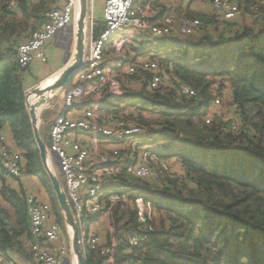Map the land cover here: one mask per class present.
I'll return each mask as SVG.
<instances>
[{
	"label": "trees",
	"instance_id": "1",
	"mask_svg": "<svg viewBox=\"0 0 264 264\" xmlns=\"http://www.w3.org/2000/svg\"><path fill=\"white\" fill-rule=\"evenodd\" d=\"M193 1L145 3L159 8L158 17L168 13V3L177 15L199 19L203 27L198 35L152 41L137 37L130 45L137 56L158 61L169 76L167 85L152 90L147 74L141 84L124 75L118 79L119 92L96 103L109 114L130 110L141 133L127 142L128 153L147 147L159 164L172 158L182 170L168 172L150 163L157 174L150 180L122 172L109 190L120 202H103L109 211L104 247L113 252L103 256L85 248L84 264H264V0H229L240 11L229 21L190 9ZM54 4L0 0V136L7 128L21 173L39 178L64 229L34 142L25 107V70L15 54ZM104 28L95 29L94 38ZM181 85L195 94H182ZM226 93V117L206 123L213 100ZM233 115L237 131L232 130ZM155 135L171 142L149 147L147 141ZM1 174L0 165V251L31 259L26 196L4 183ZM137 197L150 205L145 228L130 209ZM129 236L138 239L137 246Z\"/></svg>",
	"mask_w": 264,
	"mask_h": 264
},
{
	"label": "built area",
	"instance_id": "2",
	"mask_svg": "<svg viewBox=\"0 0 264 264\" xmlns=\"http://www.w3.org/2000/svg\"><path fill=\"white\" fill-rule=\"evenodd\" d=\"M55 3L57 5L45 13L42 26L15 50L17 62L24 70L35 59L46 62L42 50L59 30L69 26L74 27V31L76 29L79 0H55ZM88 5L89 9V0ZM155 8L143 0H107L103 9L105 28L98 38H94L93 34L94 19L87 13L83 64L67 87L60 89L62 104L51 122L46 148L57 162L63 179V191L78 226L83 251L85 248L99 250L103 256L113 252V248L104 247L101 243L93 225L103 218L108 223L109 211L104 207V199L107 198L110 204L120 202L119 196L114 191H109L115 186L117 177L122 172L142 180L157 177L150 166L157 158L147 147L139 148L136 155L128 153L127 142L141 133L134 118L128 116L130 110L118 115L109 114L100 110L96 104L103 96L119 92L121 83L118 79L124 75L135 78L147 74V85L152 90L168 83L169 76L156 59L128 58L124 50L129 43L123 35L134 30L138 37L151 41L171 37L189 38L198 35L203 27L199 19L172 12L158 17L159 11ZM205 11L217 15L221 21L233 20L240 12L238 5L229 0H213ZM56 75L26 88L25 96H28V101H32V96L28 94L33 89ZM180 88L182 94H195L184 85ZM51 97L53 95L49 96ZM219 104L220 99L215 98L206 123L214 116L226 117L225 112L213 111ZM77 110L79 117L68 116ZM19 163L18 152L13 146L7 145L6 138L1 135V176L20 178L22 173ZM162 163L163 161L160 166ZM25 198L31 234L30 264H62L69 257V239L55 220L51 203L39 200L32 193H28ZM130 209L135 212L140 228H145L150 216L149 203L137 197ZM128 241L132 246L139 243L132 236L128 237ZM43 242L55 245V249L49 250ZM0 264L21 263L0 251Z\"/></svg>",
	"mask_w": 264,
	"mask_h": 264
},
{
	"label": "crops",
	"instance_id": "3",
	"mask_svg": "<svg viewBox=\"0 0 264 264\" xmlns=\"http://www.w3.org/2000/svg\"><path fill=\"white\" fill-rule=\"evenodd\" d=\"M106 1L107 0H89L90 8L88 9V14H89V16L93 17V19H94L93 34L95 32V29H99L102 26H104L103 9H104ZM143 1H145V0H143ZM187 1L188 0H186V4H187ZM184 3H185V1H184ZM56 5L57 4L55 3L54 6H56ZM164 5H165V8L168 10V12H170L171 8L174 7V6H170L168 3H164ZM88 7H89V5H88ZM175 9H176L175 7H174V9H172V12L174 14H176ZM190 9H192L194 11H199L197 8H194V6H190ZM155 10L158 12L159 8L156 7ZM137 37L138 36H135V35H129V37L127 38V41L129 43L127 48H130V50L132 51V52H130V54L128 51V54H127L128 58H130V59H148L149 57L137 56L136 52L134 51L135 48L134 47L132 48L130 46V45H132L133 40H135ZM75 42H76V36H75L74 27L69 26V27H66V28L59 30L55 34L53 39L42 50L45 57H46V62L42 63L39 60L35 59L28 66V68L25 70V73H24L25 89L30 87V86H34V85L38 84L39 82H42L43 80L47 79L48 77L53 76V75L61 72L62 70H64V68L69 66L71 64L72 57H73V54L75 51ZM136 49H138V48H136ZM47 105H48V103H47ZM47 105H46V107L38 108V110H37L38 115L48 107ZM78 111L79 110L69 114L68 116L71 118L79 117L80 114L78 113ZM50 125H51V123H50ZM49 128L50 127H48V133H49ZM2 135L6 138L7 145L13 146V144L10 140L7 128L3 131ZM40 136H41L42 140L44 138V140H43L45 142L44 144L47 145L48 134H45L44 137L42 134H40ZM53 167H57L56 160H55ZM1 180L4 183H6L8 186H10L11 188H13L17 191L23 190L25 196L28 193H32L39 200L44 201V202H46V201L50 202V197H49L48 193L46 192V190L41 185L39 178L34 176V175H28V174L23 173L20 176V178H18V179H13V178H10L7 176H2ZM93 229L96 231V234H98V236L100 237L101 243L104 244L105 243V241H104L105 234L108 230V223H107L106 219L103 218L101 220H98L97 222H94ZM64 231H65L66 235L68 236V232H67V229L65 226H64ZM43 243H44L43 245L46 246L49 250L53 251L55 249V245L46 244V242H43ZM69 250H70L69 257L62 264H75L74 255L72 253L70 240H69ZM9 256L21 264H30L31 263L30 258L29 259L24 258L23 256H20L19 254H16V253H9Z\"/></svg>",
	"mask_w": 264,
	"mask_h": 264
},
{
	"label": "water",
	"instance_id": "4",
	"mask_svg": "<svg viewBox=\"0 0 264 264\" xmlns=\"http://www.w3.org/2000/svg\"><path fill=\"white\" fill-rule=\"evenodd\" d=\"M87 13L88 0H79V8L75 23V51L72 57L71 64L64 68V70H62L61 72L57 73V75L54 76L51 80L46 81L33 89L30 94H28L32 96V101L29 102L28 96H25V107L32 127L34 142L39 153L41 166L51 184L64 226L67 229L75 264H84V252L80 243L79 229L73 218L72 210L70 208L66 195L61 189L56 176L50 169L48 151L38 129L37 108L47 103L50 99V95H54L58 90L64 88L72 80L75 73L81 68L83 64Z\"/></svg>",
	"mask_w": 264,
	"mask_h": 264
},
{
	"label": "rangeland",
	"instance_id": "5",
	"mask_svg": "<svg viewBox=\"0 0 264 264\" xmlns=\"http://www.w3.org/2000/svg\"><path fill=\"white\" fill-rule=\"evenodd\" d=\"M209 3H206V2H203L200 0H195L192 2L191 6H194V8H197L199 10V12H206L205 11L206 6H208ZM244 24L247 26H250L249 22H245L242 25H244ZM129 35L138 36V34L134 30H132L130 32H126L123 35L124 39L126 40L129 37ZM124 51L127 52V54H128V51H129V54H130V52H132L130 50V48H125ZM131 80L134 81L135 83H139V84L147 81L145 79L144 75H139L138 77L132 78ZM132 88H134V87H132ZM61 92H62V90H59L58 93H56V95H53V97H51L48 100V105H47L48 107L38 115V129H39V133L42 134L43 137L45 136V134H48V127H50V123H51L54 115L56 114L58 107L61 106V104H62L61 103ZM226 95H227V93L224 94V98L220 100L219 106L214 108L213 111L226 112L229 109L226 105H224V104L228 103ZM221 104H222V106H221ZM144 116L149 118L148 115H144ZM229 118L231 119V122H232V130L237 131V128L239 127V122L237 121L236 117L233 115V116H229ZM43 140H44V138H43ZM155 142L161 143V145H162V143H164V142L170 143L171 141L167 140L166 138L163 139L160 136L155 135L154 137H152L151 139H149L147 141V145L149 147H151L150 145H152ZM48 155H49V153H48ZM54 163H55V160L49 155L50 169H51L52 173L56 176V178L60 184V187L63 190V179L59 174L58 168L53 167ZM155 163H156V165H158L159 168H162L163 170H167L168 172L179 173L182 170L181 167L179 166V164H177V162H175L174 159H172V158L166 159L165 161H163L162 166H160V164L157 161H155L154 164ZM68 238H69V235H68Z\"/></svg>",
	"mask_w": 264,
	"mask_h": 264
},
{
	"label": "bare ground",
	"instance_id": "6",
	"mask_svg": "<svg viewBox=\"0 0 264 264\" xmlns=\"http://www.w3.org/2000/svg\"><path fill=\"white\" fill-rule=\"evenodd\" d=\"M76 30V29H75ZM47 96V95H46ZM49 96V95H48ZM44 106V104L41 106V107H38V108H42Z\"/></svg>",
	"mask_w": 264,
	"mask_h": 264
}]
</instances>
